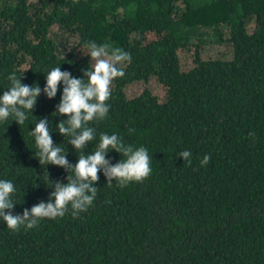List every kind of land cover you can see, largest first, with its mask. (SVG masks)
Here are the masks:
<instances>
[{"label": "trees", "instance_id": "obj_1", "mask_svg": "<svg viewBox=\"0 0 264 264\" xmlns=\"http://www.w3.org/2000/svg\"><path fill=\"white\" fill-rule=\"evenodd\" d=\"M55 28L73 38L65 50ZM0 29V95L12 72L41 89L56 66L86 78L89 42L130 52L83 154L115 133L152 157V174L123 189L101 170L93 204L76 217L69 206L15 232L0 219V264H264V0H0ZM62 91L42 92L23 124L0 121V179L16 187L13 214L73 175L42 166L32 135L47 117L54 142L77 162L81 152L56 128L67 119L56 113Z\"/></svg>", "mask_w": 264, "mask_h": 264}, {"label": "clouds", "instance_id": "obj_2", "mask_svg": "<svg viewBox=\"0 0 264 264\" xmlns=\"http://www.w3.org/2000/svg\"><path fill=\"white\" fill-rule=\"evenodd\" d=\"M86 47V55L91 58V68L84 71L86 78L74 77L71 72L62 71L60 66H56L46 74V84L41 89L36 84H23L21 76L12 72L8 76L10 87L0 95V121L11 116L18 124H23L29 119L27 113H32L36 107L38 96L43 92L47 98L52 99L62 84L63 91L56 105V113L67 119H61L56 128L62 136L70 137L69 143L81 152L77 162L71 164L65 150L54 142L48 118L36 122L32 135L35 137L39 163L42 166L52 164L62 167L73 175L67 176V183L53 182L49 199L41 200L30 209L24 208L22 214H13L12 211L15 205L12 199L16 192L15 185L10 180L0 179V219L13 232L22 226L32 229L44 218L63 217L69 212V206L73 217L87 211L97 196L98 188L94 185L99 182L101 170L109 186L116 181L121 189L131 182H142L152 174V157L148 149L126 144L115 133H101L95 151L83 154L96 137V129L89 126L90 122L107 118L113 81L125 76L122 66L132 59L130 52L108 43L97 45L89 42ZM129 131L133 132L134 129ZM249 135L254 136V133ZM111 150L123 154L125 158L113 164L107 158ZM179 156L191 165L192 153L189 150L180 152ZM210 159V154L204 155L200 166H207Z\"/></svg>", "mask_w": 264, "mask_h": 264}, {"label": "rangeland", "instance_id": "obj_3", "mask_svg": "<svg viewBox=\"0 0 264 264\" xmlns=\"http://www.w3.org/2000/svg\"><path fill=\"white\" fill-rule=\"evenodd\" d=\"M2 29H0V35H3L2 33ZM53 35L56 36L59 40H60V46H61V50H65L68 46L69 43H71L73 41L72 37H69V35L61 28H55L53 30ZM184 55V60L191 62L192 58L190 57L191 53L188 54H183ZM133 88H135L137 91H141L142 88L138 87V86H134L131 85ZM158 93L161 94L162 92L160 90H158Z\"/></svg>", "mask_w": 264, "mask_h": 264}]
</instances>
